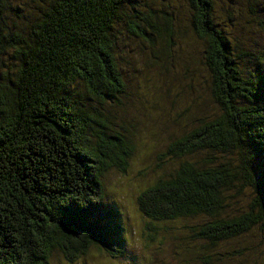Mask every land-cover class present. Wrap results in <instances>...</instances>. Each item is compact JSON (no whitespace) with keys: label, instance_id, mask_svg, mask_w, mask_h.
<instances>
[{"label":"trees","instance_id":"16d2710c","mask_svg":"<svg viewBox=\"0 0 264 264\" xmlns=\"http://www.w3.org/2000/svg\"><path fill=\"white\" fill-rule=\"evenodd\" d=\"M162 1L0 0V264H50L56 253L73 262L92 247L125 254L119 214L98 215L104 176L125 173L135 152L108 110L126 95L117 28L166 49L180 19ZM185 2L219 113L169 143L175 170L137 205L153 224L179 221L215 247L264 233V54L244 69L253 54L228 28L246 14L240 31L252 20L264 31V0ZM170 228L150 226L147 237Z\"/></svg>","mask_w":264,"mask_h":264},{"label":"rangeland","instance_id":"374dc122","mask_svg":"<svg viewBox=\"0 0 264 264\" xmlns=\"http://www.w3.org/2000/svg\"><path fill=\"white\" fill-rule=\"evenodd\" d=\"M167 2L175 8L180 22L166 49L131 36L126 26L117 28L122 33L116 52L126 81V95L119 107L108 110L132 140L135 152L125 173L112 169L104 176L106 198L98 215L105 219V210L110 208L119 214L125 254L111 258L92 247L73 262L56 253L50 264H264V233L257 230L211 247L193 236H185L181 222L156 225L139 211L138 197L146 186L175 170L176 162L165 154L169 143L199 120L212 119L219 113L210 94V74L205 67L202 42L185 24L189 16L187 4L185 0L162 1ZM248 17L252 19L250 14ZM243 18H233L228 28L236 33L239 46L253 54L239 64L255 70V56L264 54V31L253 20L248 22L250 25L243 24L245 28L240 31L237 21ZM261 59L264 66V56ZM247 202L248 198L241 196L238 207ZM194 222L191 220L190 225ZM150 226L172 227L168 231L171 235L149 240Z\"/></svg>","mask_w":264,"mask_h":264}]
</instances>
